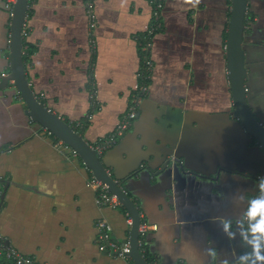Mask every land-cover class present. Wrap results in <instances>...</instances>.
Segmentation results:
<instances>
[{"label": "crops", "instance_id": "obj_1", "mask_svg": "<svg viewBox=\"0 0 264 264\" xmlns=\"http://www.w3.org/2000/svg\"><path fill=\"white\" fill-rule=\"evenodd\" d=\"M83 3L28 0L23 56L33 93L69 123L89 113L95 91L99 110L78 131L93 146L127 111L147 57L153 68L137 119L100 159L149 228L143 241L149 264H239L249 254L245 218L264 191V152L232 115L225 59L230 0L195 6L164 0L161 28L149 37L147 0H94L93 50ZM6 8L0 0L4 75ZM246 17V27L264 33V0H247ZM245 46L247 102L264 124V42ZM24 110L12 87L0 89V177L10 181L0 235L41 264H134L107 256L95 226L105 220L110 240L128 241L129 213L121 205L98 208L91 172L69 149L56 148Z\"/></svg>", "mask_w": 264, "mask_h": 264}, {"label": "water", "instance_id": "obj_2", "mask_svg": "<svg viewBox=\"0 0 264 264\" xmlns=\"http://www.w3.org/2000/svg\"><path fill=\"white\" fill-rule=\"evenodd\" d=\"M27 8L28 0H15L12 7L6 8L8 12L10 11V34L8 42L10 69L8 74L5 75L0 72V89L4 90L12 87L14 96L20 99L24 105V115L29 123L38 127L41 132H49L54 138L75 152L77 158L91 172L92 176L108 187L109 192L116 197L120 205L131 217L128 238L130 246L129 257L134 264H148L138 249L141 220L134 203L120 186V182L115 180L106 170L92 146L85 141L81 134L71 128L60 117L53 114L33 93L29 85L25 63L23 61L24 41L21 35ZM246 16L247 0H230V12L225 41L227 78L233 103L232 115L264 152V124L253 115L247 102L246 80L248 73L245 52V45L247 44ZM0 184L3 185L0 194L1 208L10 181L0 177ZM255 201H264V191ZM258 219L259 217L253 220L247 216V246L249 248V254L239 264H264V260L257 259L256 251L258 245L259 256L264 257V246L261 235L254 233L252 230Z\"/></svg>", "mask_w": 264, "mask_h": 264}, {"label": "built area", "instance_id": "obj_3", "mask_svg": "<svg viewBox=\"0 0 264 264\" xmlns=\"http://www.w3.org/2000/svg\"><path fill=\"white\" fill-rule=\"evenodd\" d=\"M149 5L152 8V19L153 23L149 29L148 37L152 34L156 33L161 28V13L164 6V0H147ZM7 7H12L15 3V0H6ZM84 8L86 10V14L88 17V29H89V44L91 49H94V31L96 26V15L94 12V0H84ZM23 41L26 39L28 32L23 28L21 32ZM151 46L150 38H147L144 45L143 51L149 50ZM153 64L146 57L143 60L142 67L138 73V77L141 80L140 86L137 90L132 94L130 105L122 116L119 124L112 134L108 137L99 140L96 144L92 146V148L96 151V154L100 158L104 152L111 149L116 145L118 140L125 134V132L131 127L133 122L137 119L138 109L142 102V100L147 96V82L151 78ZM95 91H93V96H91V106L89 113L84 117V119L67 123L71 128L75 131L81 130L86 126L87 123L92 119L93 113L96 110H99L98 103L94 97ZM79 133V132H78ZM45 135L51 137L52 135L49 132H44ZM54 138V137H53ZM56 139V138H55ZM56 148L59 149H69L66 145H64L61 141L56 140L54 143ZM70 150V149H69ZM72 152V155L77 157L76 153ZM89 185L95 189L97 192L95 197V204L98 208H111L115 209L120 206V203L116 199L114 195L109 192L108 187L103 185L100 181L95 179L92 175L90 180L88 181ZM247 221V217L245 218ZM131 225V223H130ZM97 230V238L100 243H102V248L105 254L114 259L120 260H131L129 257L130 246L129 242H115L110 240L111 228L106 223L105 220H98L95 224ZM155 228V227H154ZM149 228L146 225H140L139 227V239H138V249L141 256L144 258L145 248H144V236L146 231ZM261 240L264 246V236H261ZM0 264H41L36 260V258L31 256L23 255L17 252L14 248L10 247L4 237L0 235Z\"/></svg>", "mask_w": 264, "mask_h": 264}, {"label": "clouds", "instance_id": "obj_4", "mask_svg": "<svg viewBox=\"0 0 264 264\" xmlns=\"http://www.w3.org/2000/svg\"><path fill=\"white\" fill-rule=\"evenodd\" d=\"M186 3L193 4V6H195V4L199 3V0H186ZM248 216L253 220L259 217L252 230L254 233H258L261 236H264V201H255L249 210ZM256 251L257 259L264 260V257L259 256L258 245Z\"/></svg>", "mask_w": 264, "mask_h": 264}, {"label": "flooded vegetation", "instance_id": "obj_5", "mask_svg": "<svg viewBox=\"0 0 264 264\" xmlns=\"http://www.w3.org/2000/svg\"><path fill=\"white\" fill-rule=\"evenodd\" d=\"M251 30H252V32H251ZM246 35H247V43L258 42V41L264 42V33H260L259 30H256L254 28L251 29L250 27L247 26Z\"/></svg>", "mask_w": 264, "mask_h": 264}, {"label": "trees", "instance_id": "obj_6", "mask_svg": "<svg viewBox=\"0 0 264 264\" xmlns=\"http://www.w3.org/2000/svg\"><path fill=\"white\" fill-rule=\"evenodd\" d=\"M253 19V15L252 14H249L248 15V19L247 20H249V21H251ZM26 46V42H24V44H23V48ZM246 47V46H245ZM23 61H24V63L26 64V63H28V60L26 59V57H24L23 56ZM254 115V114H253ZM52 138H53V136H51ZM55 141L57 140V139H55V138H53ZM144 258H145V260H146V262L149 264L150 263V259L144 254Z\"/></svg>", "mask_w": 264, "mask_h": 264}, {"label": "rangeland", "instance_id": "obj_7", "mask_svg": "<svg viewBox=\"0 0 264 264\" xmlns=\"http://www.w3.org/2000/svg\"><path fill=\"white\" fill-rule=\"evenodd\" d=\"M135 121H136V120H135ZM135 121H134V122H135ZM134 122H133V123H134Z\"/></svg>", "mask_w": 264, "mask_h": 264}]
</instances>
